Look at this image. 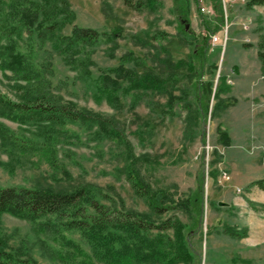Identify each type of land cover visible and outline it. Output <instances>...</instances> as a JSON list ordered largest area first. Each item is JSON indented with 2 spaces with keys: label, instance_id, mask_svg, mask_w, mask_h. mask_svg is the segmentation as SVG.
<instances>
[{
  "label": "rangeland",
  "instance_id": "374dc122",
  "mask_svg": "<svg viewBox=\"0 0 264 264\" xmlns=\"http://www.w3.org/2000/svg\"><path fill=\"white\" fill-rule=\"evenodd\" d=\"M64 1L73 17L57 19L62 26L56 35L69 36L74 28H82L101 36L66 53L54 48L52 37H13L32 76L20 81L0 70V93L12 101L43 95L73 103L114 120L117 133L73 122L48 128L0 119L8 129L0 130V187L85 188L102 204L122 201L126 210L147 214L155 222L175 216L188 232L192 229L191 248L200 264H233L235 257L264 264V192L256 187L246 191L249 183L264 179V62L258 55L264 52V6L220 0L217 11L212 0H186L187 29L197 42L208 38L201 66L192 60L191 47L182 43L173 0H146L140 11L122 0ZM215 26L219 29L210 35ZM109 33L112 36L104 35ZM213 35L220 40L216 45H211ZM178 61L187 64L177 67ZM121 63L138 74L151 72L166 80L168 93L132 90L123 83L118 103L110 105L97 94L98 78ZM220 75L230 88L221 98L230 105L210 118L198 106L195 80L215 85ZM218 127L231 139L227 148L218 140ZM129 165L153 191L175 203L201 188L198 227L191 226L182 207L152 215L134 195L126 175ZM66 220L51 215L31 222L0 214V243L26 264H81L83 257L73 246L101 264ZM225 227L244 229L247 235L232 238Z\"/></svg>",
  "mask_w": 264,
  "mask_h": 264
},
{
  "label": "trees",
  "instance_id": "16d2710c",
  "mask_svg": "<svg viewBox=\"0 0 264 264\" xmlns=\"http://www.w3.org/2000/svg\"><path fill=\"white\" fill-rule=\"evenodd\" d=\"M122 1L126 7L135 11L146 6V0ZM173 1L179 31L183 35L182 43L191 47L192 60L203 66L208 51V38L203 39V43L195 41V36L187 29L189 9L186 0ZM212 1L214 9L219 11L220 0ZM102 5L106 4L103 2ZM246 5L248 8L264 6V0H248ZM60 16L63 19L73 17L64 0H0V70L9 71L20 81L31 79L32 70L24 55L17 50L13 39L20 38L22 33L29 36L36 33L42 40L52 37L54 48L61 53L92 44L101 36L94 30L82 28H74L69 36L56 35L62 26L57 22ZM218 29L215 26L210 35ZM104 35L112 36L111 33ZM194 41L196 44L192 46ZM260 47L264 51V44ZM258 55L264 62V52H259ZM186 64L178 61L176 66L185 67ZM123 83H127L132 90L168 93L169 82L166 80L151 72L138 74L135 70L126 69L121 63L99 76L97 94L113 106L118 103V92ZM194 87L199 108L205 115L209 114L210 118L230 105V102L221 98V95L230 90L225 75H220L215 85L213 81L201 82V78L197 77ZM171 96L169 92L170 99ZM211 100L215 103L210 106ZM0 119L18 125H47L48 128L73 122L88 129L96 128L103 133L115 134V130H118L114 120L102 118L85 109H77L73 103L51 101L43 95L12 101L0 93ZM0 130L8 129L0 124ZM217 131L220 144L225 148L229 147L231 139L228 133L220 127ZM126 175L134 195L146 203L152 215L162 216L182 207L192 220L191 226L198 227L203 206L201 188L195 190L184 202L175 203L165 194L153 191L132 169V165L126 168ZM251 187L264 192V179L252 181L247 185L246 191ZM262 209L264 211V206ZM0 214L31 222L51 215L65 217L68 229L80 231L101 264H200V257L191 248L192 229L188 232L175 216L155 222L147 214L126 210L122 201L112 202L111 205L102 204L85 188L55 191L49 188L0 187ZM223 231L237 239L247 235L244 229L238 232L225 227ZM3 247L0 243V264H26L25 261L14 258ZM73 247L83 257L81 264H94L77 246ZM231 262L250 264L248 260H241L239 257L233 258Z\"/></svg>",
  "mask_w": 264,
  "mask_h": 264
},
{
  "label": "built area",
  "instance_id": "2783aa9c",
  "mask_svg": "<svg viewBox=\"0 0 264 264\" xmlns=\"http://www.w3.org/2000/svg\"><path fill=\"white\" fill-rule=\"evenodd\" d=\"M201 11L204 13L205 12V9H201ZM210 40H211V45H216L220 40H219V37L217 35H213L210 37ZM224 179H229V177L226 176V178Z\"/></svg>",
  "mask_w": 264,
  "mask_h": 264
},
{
  "label": "water",
  "instance_id": "95a60500",
  "mask_svg": "<svg viewBox=\"0 0 264 264\" xmlns=\"http://www.w3.org/2000/svg\"><path fill=\"white\" fill-rule=\"evenodd\" d=\"M219 205L221 206L222 204L220 203Z\"/></svg>",
  "mask_w": 264,
  "mask_h": 264
}]
</instances>
